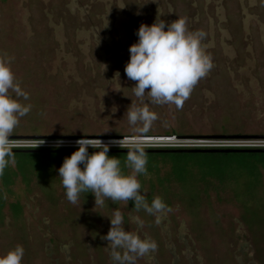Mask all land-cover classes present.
Instances as JSON below:
<instances>
[{"label": "rangeland", "instance_id": "rangeland-1", "mask_svg": "<svg viewBox=\"0 0 264 264\" xmlns=\"http://www.w3.org/2000/svg\"><path fill=\"white\" fill-rule=\"evenodd\" d=\"M157 10L203 33L212 66L179 109L145 97L157 119L139 137L204 145L264 136V0H0V59L12 57L28 95L20 103L30 105L11 137L133 138L123 115L140 102L124 65L135 31ZM224 31L234 44H219ZM65 156H14L0 174V255L20 245L21 264H113L103 236L119 211L126 231L156 245L133 264H264V156L146 157L140 194L166 205L154 215L131 200L94 207L91 193L69 203L57 177ZM116 158L128 174L125 156Z\"/></svg>", "mask_w": 264, "mask_h": 264}, {"label": "clouds", "instance_id": "clouds-1", "mask_svg": "<svg viewBox=\"0 0 264 264\" xmlns=\"http://www.w3.org/2000/svg\"><path fill=\"white\" fill-rule=\"evenodd\" d=\"M124 7L122 4L119 8ZM135 35L137 39L129 45V59L124 65L125 76L135 82L132 93L140 102H131L123 115L134 133L127 142L125 155V167L130 172L125 174L119 159L108 154L110 146L120 147V139L104 142L80 138L75 141L76 150L63 158L57 177L66 200L73 205L77 204L82 193H91L94 207L103 206L105 199L113 202L131 200L137 210L142 208L154 215L166 211V205L160 197H154L150 204L146 202L140 194L141 185L137 179L147 171L146 152L138 137L148 132L157 119L156 114L145 106L144 99L147 97L148 102L157 105L173 104L179 109L212 65L201 43L203 33L189 31L184 18L176 17L166 22L157 10L153 23H141ZM11 59H0V174L6 167L15 165L9 137L19 118L30 111V105L20 103V99L27 100L28 95L15 83L9 66ZM115 74L119 80V72ZM62 143L57 141L53 147L58 148ZM89 148L94 151L89 152ZM107 218L110 227L103 240L107 242L113 264H133L135 257L156 247L150 239L126 231L119 211ZM132 219L137 224L142 223L138 217ZM23 254V247L16 245L0 255V264H21Z\"/></svg>", "mask_w": 264, "mask_h": 264}, {"label": "built area", "instance_id": "built-area-1", "mask_svg": "<svg viewBox=\"0 0 264 264\" xmlns=\"http://www.w3.org/2000/svg\"><path fill=\"white\" fill-rule=\"evenodd\" d=\"M132 138L120 140V147L112 145L109 149H127V142ZM143 143L144 148L159 149H264V138H248V140L238 141H212L208 140L204 145H184L177 144L174 136H145L138 137ZM57 141H62L58 148L53 147ZM73 139L66 140H32V139H9L12 150H76Z\"/></svg>", "mask_w": 264, "mask_h": 264}, {"label": "water", "instance_id": "water-1", "mask_svg": "<svg viewBox=\"0 0 264 264\" xmlns=\"http://www.w3.org/2000/svg\"><path fill=\"white\" fill-rule=\"evenodd\" d=\"M46 137H9V139H45ZM213 138H264V136H213ZM23 153H72L75 150H12ZM94 151L89 149V152ZM127 149H109L108 154L126 153ZM146 153H178V154H264V149H167V150H145Z\"/></svg>", "mask_w": 264, "mask_h": 264}, {"label": "trees", "instance_id": "trees-1", "mask_svg": "<svg viewBox=\"0 0 264 264\" xmlns=\"http://www.w3.org/2000/svg\"><path fill=\"white\" fill-rule=\"evenodd\" d=\"M14 156H24V157H44V156H54V155H70L71 153H23V152H13ZM110 156L120 157L125 156L126 153H115L110 154ZM169 157V158H177L182 156H200V157H254V156H264V154H178V153H146V157Z\"/></svg>", "mask_w": 264, "mask_h": 264}, {"label": "flooded vegetation", "instance_id": "flooded-vegetation-1", "mask_svg": "<svg viewBox=\"0 0 264 264\" xmlns=\"http://www.w3.org/2000/svg\"><path fill=\"white\" fill-rule=\"evenodd\" d=\"M218 25H221V23H218ZM226 32H227V31H226ZM226 32L224 31V34H225L224 37H222V36L220 35V36H221V40H220V43H219V44H221V42H223V41L228 42L230 45L234 44V43H235L234 39L231 38L229 35H227ZM227 33H228V32H227Z\"/></svg>", "mask_w": 264, "mask_h": 264}]
</instances>
